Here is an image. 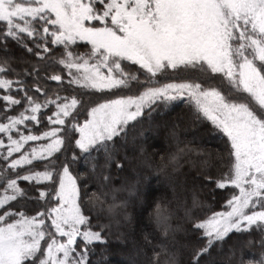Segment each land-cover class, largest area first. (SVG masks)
<instances>
[{
  "label": "snow or ice",
  "instance_id": "snow-or-ice-1",
  "mask_svg": "<svg viewBox=\"0 0 264 264\" xmlns=\"http://www.w3.org/2000/svg\"><path fill=\"white\" fill-rule=\"evenodd\" d=\"M0 22L5 25L0 31L5 53L0 59V90L11 93L15 86L23 93L19 99L4 94L0 100L9 111L24 105L16 115L5 113L6 122L0 123V136L7 141L0 138V264H89L87 245L104 237L93 228H120L126 216L127 201L119 197L122 189L109 188L111 176L104 175L113 165L123 166L117 159L118 143L145 114L150 118L158 105L167 107L175 100L188 104L194 125L224 139L231 166L213 180L211 171L219 157L184 143L176 131L179 124H173L169 139L177 147L163 167L173 165L175 171L185 160L208 172L204 179L217 188L231 185L238 191L225 201L227 211L211 215L202 214L195 196L190 206L185 201L187 229L173 226L172 212L157 203L154 219L163 231L149 264H183L169 233L185 234L180 248L191 249L187 264H209L204 257L217 245V251H223L230 234L252 230L260 233L259 250L241 249L238 254L230 247L222 264H264V0H0ZM9 40L37 58L31 71L12 67ZM76 41L91 46L87 55L71 51ZM125 61L139 65L138 74L126 72ZM56 65L68 71V86L83 90L79 98L48 96L41 73ZM170 71L183 76L159 83L158 74L168 79ZM24 77L35 81L31 87L43 93L44 100L28 94ZM46 80L64 83L60 74ZM90 90L134 94L97 102ZM50 106L55 107L47 117L52 127L34 135L28 125H39L38 113ZM44 140L47 143L20 154L28 142ZM80 160L87 172L82 178L72 170ZM34 161L42 162L43 170L20 175L23 166L35 167ZM146 166L151 168V162ZM19 181L28 184L22 188ZM42 181L47 184L38 196H30ZM85 181L95 184L98 192L89 194ZM32 199L44 203L29 215L24 208ZM97 203L108 213L107 225H93L85 214L93 210L89 204ZM78 238L84 243L79 251Z\"/></svg>",
  "mask_w": 264,
  "mask_h": 264
},
{
  "label": "trees",
  "instance_id": "trees-1",
  "mask_svg": "<svg viewBox=\"0 0 264 264\" xmlns=\"http://www.w3.org/2000/svg\"><path fill=\"white\" fill-rule=\"evenodd\" d=\"M4 27V23L0 22V31H3ZM27 41L28 38L25 37V42ZM28 46L32 47V44L29 43ZM90 47L86 41H76L71 47V51L75 55H87ZM60 50L58 47L56 53L57 58H59ZM7 52L14 58L11 63L17 72L24 69L31 71V65L38 62L34 55L28 54L23 47L13 40L8 41ZM4 55L3 47L0 46V59H3ZM123 67L129 71V74H138L137 69L139 65H135L131 61H125ZM53 74H60L64 83L61 84L56 81L46 80L48 76ZM73 74L76 75L75 70H73ZM41 75L45 77L46 84L45 80H41L40 83L46 86L48 96L53 99L57 94L61 97L67 96L69 99L73 95H77V98H79V92L83 91L76 86H68V71L62 65L51 67L47 72L41 73ZM166 75L168 79L158 74V82L163 83L183 76L182 73H172L171 71ZM9 78L19 79L20 77L9 74ZM140 78H143V76H140ZM24 79L29 88L28 94L38 100H44V94L35 92L31 87L35 81L31 77H24ZM90 91L93 93L91 99L97 102H102L103 99L114 98L116 95L134 94L130 92H116L115 90L111 93L108 90ZM4 94L14 95L17 99L23 95V93L16 92L15 86H13L11 93L0 90V96ZM23 107L24 105L21 104L15 106L14 110L9 111L5 108L3 101L0 100V123L6 122L3 119L5 113L13 116L23 110ZM53 111H55L54 106H50L49 109H41V113H38V118L41 123L36 125L35 122H31L28 125L34 135H39L52 127L47 117ZM188 112L189 106L183 100L170 101L167 107L160 104L152 112L150 118L145 114L143 119L135 123L134 127L129 130V135L126 139L121 138V141L118 143L117 159L122 162L123 166L117 169L113 165L110 172L105 171L104 175L111 176L109 188L115 186L116 188L122 189L119 197L127 201L126 216L121 221L120 228L112 227L110 230H106L103 227L93 228L95 231H103L104 237L102 241L87 245L89 249V264H106L107 262H111V264H149L154 250L153 245L159 243L160 234L163 231L162 228L157 227L154 219V209L157 203H160L162 206L166 205L172 212L171 223L173 226L179 224L185 229L190 226V221L184 216V202L187 201V205L190 206L193 196L197 198V204L203 206V215H211L212 212L226 209L225 201L236 192V189L231 185L226 186L225 189L217 188L214 182L204 179L205 176L209 175L208 172L201 171L199 167H192L185 160L180 161V165L175 167V171L173 170V165L163 167L168 161L169 153L174 152L177 147L169 139V128L173 124H179L176 131L184 143L192 142L203 148L205 152L210 151L214 157H219L211 171L213 180L219 179L221 175L230 169L231 159L224 145V139L215 134L209 135L205 128L194 125L188 118ZM80 119L83 120L84 117L81 116ZM20 127L22 129L24 128L23 125ZM0 138L5 139V143L7 142L6 137L0 136ZM42 143H47V140L28 142L20 154L29 151L32 147H38ZM183 146L184 144L180 145V147ZM71 154V151H69L68 155L70 156ZM161 157H163V160H161ZM13 158H16V154H14ZM148 161L152 164L151 168L146 166V162ZM34 164L35 167L31 169H29V166H23L24 171L20 172V175L26 174L29 170H43L42 162L34 161ZM87 167L90 168V165H87ZM72 170L74 175L80 174L82 178L83 175L87 174L85 161L80 160L74 163ZM197 176L200 178L197 179ZM100 182L99 175H97V183ZM19 183L22 188L28 184L25 181H19ZM32 183L36 184L35 181ZM85 183L89 184V194L98 192L95 184L89 183L88 181H85ZM46 184L47 182H40L29 195L37 197L39 190ZM129 188H131V191L127 190ZM104 190L108 191V189ZM0 193H3L2 187H0ZM21 203L24 202L21 201ZM43 203V201H37L35 199L29 200L24 210L27 214L31 215L35 211H38ZM87 207L93 209L90 213H85L90 216L93 225L108 224V213L106 209L102 210L98 203L95 204V207L92 204H89ZM173 239L176 242L177 250L181 253L183 264H187V261L191 258V249L180 248V245L185 243V234L181 232L169 233V240L171 241ZM260 239L261 236L257 230H252L250 234L244 235L239 233L230 234L223 243V251H217V248L220 247V245H217V248L212 249L211 256L204 257V260L208 261L209 264L213 260L216 261V264H222L230 247L236 249L238 254L241 249L245 252H248L250 248L258 251ZM249 240L253 242L251 246L247 244ZM78 245L79 248L84 246L82 240H79ZM247 258L248 256L246 255L245 259Z\"/></svg>",
  "mask_w": 264,
  "mask_h": 264
},
{
  "label": "rangeland",
  "instance_id": "rangeland-1",
  "mask_svg": "<svg viewBox=\"0 0 264 264\" xmlns=\"http://www.w3.org/2000/svg\"><path fill=\"white\" fill-rule=\"evenodd\" d=\"M17 2H21V3H23V2H25V0H17ZM124 69H125V68H124ZM125 71H126V72H129V71H127V69H125ZM144 78H145V79L147 78L146 75H144L143 78H140V79H141V80H145ZM167 82H169V80H168V81H165V82H163V83H167ZM154 86H158V84H157V85H154ZM129 95H130V94H129ZM114 98H115V97H114ZM153 134L155 135L154 132H153ZM155 136H156V135H155ZM237 191H238V190H236V192H237ZM236 192H235V193H236ZM227 210H228V209H227V207H226V209H224V210H222V211H227ZM79 240H82V238H78V240H77V244L79 243ZM82 242H83V241H82ZM83 248H84V246L81 247V248L78 247L77 250L79 251V250H81V249H83ZM114 261H115V260H114ZM106 264H111V262H110V263L107 262Z\"/></svg>",
  "mask_w": 264,
  "mask_h": 264
}]
</instances>
